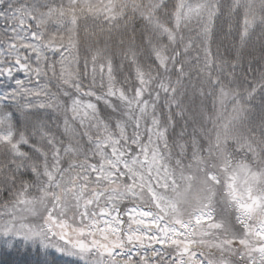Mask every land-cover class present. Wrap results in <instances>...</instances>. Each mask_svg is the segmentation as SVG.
I'll return each instance as SVG.
<instances>
[{"label": "snow or ice", "instance_id": "snow-or-ice-1", "mask_svg": "<svg viewBox=\"0 0 264 264\" xmlns=\"http://www.w3.org/2000/svg\"><path fill=\"white\" fill-rule=\"evenodd\" d=\"M257 22L264 0H0V264H264Z\"/></svg>", "mask_w": 264, "mask_h": 264}, {"label": "trees", "instance_id": "trees-1", "mask_svg": "<svg viewBox=\"0 0 264 264\" xmlns=\"http://www.w3.org/2000/svg\"><path fill=\"white\" fill-rule=\"evenodd\" d=\"M262 33H264V26H260L257 22L252 29V34L246 47L241 50V63L245 67H247L248 61L251 60L253 56L258 59L261 54H264V35H262ZM100 43L102 46L103 37L100 38ZM232 56H235V52L232 53ZM189 132H191V125L189 126Z\"/></svg>", "mask_w": 264, "mask_h": 264}]
</instances>
